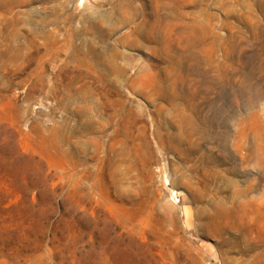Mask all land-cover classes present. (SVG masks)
Wrapping results in <instances>:
<instances>
[{"label": "rangeland", "instance_id": "rangeland-1", "mask_svg": "<svg viewBox=\"0 0 264 264\" xmlns=\"http://www.w3.org/2000/svg\"><path fill=\"white\" fill-rule=\"evenodd\" d=\"M0 264H264V0H0Z\"/></svg>", "mask_w": 264, "mask_h": 264}]
</instances>
